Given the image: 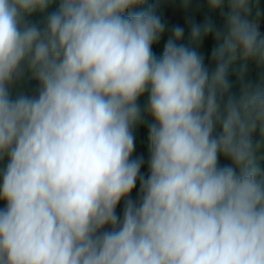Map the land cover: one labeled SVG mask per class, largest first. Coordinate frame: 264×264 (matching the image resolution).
<instances>
[{"label": "clouds", "instance_id": "obj_1", "mask_svg": "<svg viewBox=\"0 0 264 264\" xmlns=\"http://www.w3.org/2000/svg\"><path fill=\"white\" fill-rule=\"evenodd\" d=\"M54 2L0 0V264H264L259 0H178L160 55L177 0Z\"/></svg>", "mask_w": 264, "mask_h": 264}, {"label": "trees", "instance_id": "obj_2", "mask_svg": "<svg viewBox=\"0 0 264 264\" xmlns=\"http://www.w3.org/2000/svg\"><path fill=\"white\" fill-rule=\"evenodd\" d=\"M153 0H147V3H152ZM59 0H55V2L50 6L48 11H53L58 7ZM201 3L204 4V0H201ZM146 6V5H145ZM259 7L262 13L261 19H260V30L262 34H264V0H259ZM134 10H138L134 9ZM159 14L162 15V18L164 22L167 25L166 31L164 34H162L161 39L158 43L154 44L153 50L156 52L157 55L162 54L163 51V46L166 40L168 39L170 35V29L174 25H180L185 27V37L183 42L188 41V33L189 29L185 24V13L183 10L178 6V0L176 2V5L168 4V5H161V7L157 10ZM219 12L218 10L213 11L210 10L206 4L201 8L199 12L194 13V20L197 24L203 23L206 17H211L213 20H216L218 18ZM214 45V41L211 39V37L207 38L204 40L203 44L201 45L199 51L204 55L205 57V65L209 68L211 71L214 65L210 62V54H211V49ZM240 62L237 61V65ZM258 70L256 67L252 64L249 63L248 65V73H247V78L248 79H253L255 80L257 78ZM229 80L232 84V91L233 92H238L239 90V85L237 83V74L236 72L230 71L229 75ZM37 85L36 81H30L28 85V91H31L34 89ZM147 100V94L142 96L140 98V104L143 106ZM144 123L139 125L137 130H136V148L134 152L135 155H140L142 154L145 157V160H147L148 157V131H147V123L151 121V116L148 115L147 113H144ZM259 139L258 134L254 136V140ZM262 154H264V148L261 150ZM6 161L0 162V168L4 166ZM222 163H226V161H222ZM261 167H264V161H261ZM142 172L147 171V165L141 169ZM139 185L137 184V189H134L132 192V196L135 197L136 191L138 190ZM4 201H0V207L4 205ZM123 210V200L121 201L120 205L117 207V212L122 214Z\"/></svg>", "mask_w": 264, "mask_h": 264}]
</instances>
